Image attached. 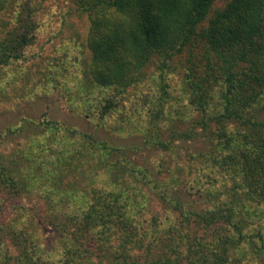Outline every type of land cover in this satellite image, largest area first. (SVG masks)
Instances as JSON below:
<instances>
[{
  "label": "trees",
  "instance_id": "trees-1",
  "mask_svg": "<svg viewBox=\"0 0 264 264\" xmlns=\"http://www.w3.org/2000/svg\"><path fill=\"white\" fill-rule=\"evenodd\" d=\"M65 2L0 0V13L8 12L5 18L0 16V65L27 59L26 49L37 40L42 10L48 4L66 6L62 7L66 14L87 15L89 57L83 74L97 90L92 115L106 123L113 113L135 110L127 99L139 97L141 86L152 80L155 85L146 96L156 99L153 108L158 115H153L152 126L157 128L154 118L165 109L166 98L176 96L172 90L179 85L177 97L184 95L202 114L196 122L201 131L190 130L183 136L207 135L210 147L196 155L197 179L186 187L190 192L185 189L187 196L194 190L199 199L183 200L175 191L176 171L157 183L142 165L122 164V147L96 142L91 135L64 126L60 138L59 128L51 126L57 123L48 121L44 126L51 128L45 145L33 143L26 161H16L11 168L0 158V187L9 199L11 192L34 185L39 179L25 167L27 160L33 170L35 165L49 166L51 172L63 175L68 172V155L80 158L82 165L98 156L86 173L88 204L73 217L67 215L73 225L58 221L57 216L42 220L60 234L58 246L52 249L40 238V220L33 211L20 206L12 211L14 219L3 221L0 210V264H264V220L259 214L264 209V0ZM71 137L91 139L105 152L86 146L81 151L75 147V154L69 147L52 153L51 142L65 143ZM155 142L169 148L160 140ZM114 152L117 159L111 161ZM108 175L112 186L95 185V177L104 182ZM133 181L157 189L168 213L165 218L146 217L148 200ZM202 201L207 203L194 205ZM174 216L183 219L177 224ZM29 217L30 221L18 225L19 218ZM255 218L250 232L248 223ZM190 219L212 237L191 242L183 228L189 227ZM218 224L228 225L233 232L225 234ZM181 248H187L191 257L183 255ZM185 257L188 260L183 262Z\"/></svg>",
  "mask_w": 264,
  "mask_h": 264
},
{
  "label": "rangeland",
  "instance_id": "rangeland-1",
  "mask_svg": "<svg viewBox=\"0 0 264 264\" xmlns=\"http://www.w3.org/2000/svg\"><path fill=\"white\" fill-rule=\"evenodd\" d=\"M61 2L68 4L65 0ZM60 6L61 9L56 8L52 3L42 10L37 40L26 49V60L0 65V158L9 162L11 168L12 166L14 168L16 161H26L25 154L31 152L33 143L46 142L51 127H48L49 125L45 127L44 123L54 121L57 124L51 126L59 128L57 134H61L60 138H64L62 136L65 132L64 127L75 128L77 131L91 135L96 142H106L113 147H122L124 150L120 151L123 153L120 156L124 161L122 164L142 165L147 168L149 175L157 180V183H163L176 171L178 183L175 191L180 192L183 200L199 199V195L194 190L191 191L190 196H187L185 189L190 192L186 187L197 179L196 170L200 160L196 158V155L208 151L209 142L207 135L190 139L183 136V133L190 130L201 131L196 122L202 114L189 105L184 95L179 96L181 98L177 97L180 89L178 85L177 89L172 90L176 96L166 98L165 109L160 111L159 117L154 118L159 126L155 128L152 126L155 125L152 123V117L155 114L158 115L155 111L157 108H153V105L157 106L156 99L150 101L146 96L155 84L149 80L141 86L143 92L139 93V97L128 98L126 101L134 105L135 110L123 111L125 115L113 113L106 118V123L98 121L97 115H92L94 112L90 108L97 90L89 86L88 76L83 74L84 61L89 57L86 41L90 20L85 14H66L67 10L62 8L66 6L62 4ZM6 14L8 12L5 10L0 13V16L5 18ZM148 106H152L149 111L146 109ZM152 111L154 112L150 114ZM127 113L133 114L132 117H128ZM156 140L167 144L169 148H162L155 142ZM50 144L53 154L67 147L71 148L75 154V147L81 148L78 149L81 151L86 146L99 150L98 153L105 152L91 139L77 140L71 137L65 143L54 141ZM46 147L45 149H48ZM97 157L89 164L82 165L80 158L68 155L66 157L68 162H65L68 172L63 175L55 171L51 172L49 166L42 168L35 165L36 169L33 170V163L28 164L29 160H27L25 167H29V171H33V175L38 176L39 180L34 181V185L24 190L21 188L17 190L18 192H11L12 196L9 199H6L7 190L0 187V202L4 199L7 202L6 206L0 205V210L4 211L2 220L10 221L13 218V210L19 209L20 206L25 207L39 218L40 238L43 237L44 244H49V249L58 246L61 239L59 232L42 220L48 221L49 218L53 220L55 219L53 217L57 216L58 221L73 225L66 217L69 213L73 217L76 211L84 209V205L88 204L90 180L86 173L87 170L91 172L90 167L97 163ZM116 157L117 154L114 152L110 160L113 161L117 159ZM33 159L38 158L33 156ZM25 167L23 173H27ZM109 177L108 175L104 182H101V177L98 180L95 177V185L100 186L103 183L112 186L111 180L107 181ZM143 183V181H139V184L133 181L132 185L135 189L140 187L145 193L144 196L146 195L148 200L146 217L149 218L152 215L159 219L165 218L168 213L155 193L157 189L152 191ZM141 199L145 197H140ZM206 203L207 201H202L194 205L200 207ZM261 210L259 214L262 217L261 220H264V209L261 208ZM176 219L178 224L183 218L177 216ZM28 221L30 217L22 220L19 218L18 225L21 226ZM190 221L189 227L186 224L183 228L191 242L201 236L203 239L212 237L211 234L203 232L199 225L195 226L191 219ZM256 223L257 218L251 219L247 229L252 232ZM217 228L225 234L233 232L232 228L225 224H218ZM181 249L183 255H190L191 252L187 248ZM187 260L188 257H185L183 262Z\"/></svg>",
  "mask_w": 264,
  "mask_h": 264
}]
</instances>
